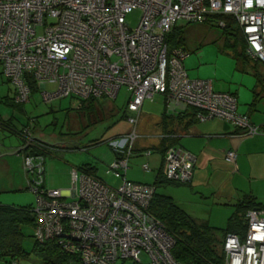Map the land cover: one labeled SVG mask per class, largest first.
<instances>
[{
	"label": "built area",
	"instance_id": "2783aa9c",
	"mask_svg": "<svg viewBox=\"0 0 264 264\" xmlns=\"http://www.w3.org/2000/svg\"><path fill=\"white\" fill-rule=\"evenodd\" d=\"M134 12L139 17L133 26L127 17ZM218 16L236 20L246 55L264 65V0H0V68L15 86L16 103L30 101L29 80L45 102L67 97L115 100L122 88L128 94L130 129L110 142L116 157L107 173L120 179L118 187L72 168L68 190L47 189L45 156L23 152L39 144L31 128L25 129L17 154L37 200L35 242H54L75 258L70 264H181L172 256L174 238L149 211L155 186L126 175L141 137L137 126L142 107L156 96L173 112L193 107L198 121L218 118L242 136L264 135V128L238 112L234 95L215 91L210 80L190 79L184 64L187 50L166 43L180 21H210L224 29L226 23ZM144 153L150 156L152 151ZM236 157L228 151L225 158L234 162ZM193 162L189 153L169 148L166 179L190 183ZM142 169L150 172L149 164ZM244 219V236L228 232L224 238V264H264V211L250 209Z\"/></svg>",
	"mask_w": 264,
	"mask_h": 264
},
{
	"label": "rangeland",
	"instance_id": "374dc122",
	"mask_svg": "<svg viewBox=\"0 0 264 264\" xmlns=\"http://www.w3.org/2000/svg\"><path fill=\"white\" fill-rule=\"evenodd\" d=\"M138 17L139 14L134 12L127 17V21L134 26ZM183 24L185 23L180 21L178 26ZM183 29L188 52L184 64L189 78L211 80L215 86L223 87L225 90L242 92V99L251 101L252 89L257 84V79L260 78L262 82L264 80V65L258 63V69L255 68L259 73L257 75L251 62L249 63L241 55V50L228 45L224 29L214 23H192ZM14 95L15 86L0 74V116L4 120L13 118V124L17 130L24 124L29 128H35L34 133L39 140L59 147L45 156L47 189H61L70 181L71 169L81 168L84 165L95 167L97 176L107 184L113 187L120 185V179L115 178L112 173L108 174L107 171L115 159L110 142L118 134L129 130L126 117H123L126 115L124 112L128 100L125 88L120 90L115 100H100L102 113H99L97 122L94 121L93 116L75 109L79 101L73 97L45 102L41 91H38L31 95L29 102L15 107L7 104L14 101ZM2 97H6L5 100H2ZM157 98L163 97L156 96L155 99ZM258 106L263 107L264 100ZM240 107L238 106V112L242 114ZM157 108L158 106L151 100L145 101L138 126V133L143 138L136 142L135 147L154 142L152 136L156 132L149 119L155 115L153 111ZM34 133L32 132V135ZM21 144V140L15 134L4 129L0 130V145H3L0 153L5 154L0 155V203L6 206L21 207L37 204L36 196L28 190L23 158L20 154H16ZM145 162H148L145 157L131 158L127 178L139 183H154L159 168H153L150 162L151 171L145 172L141 167ZM10 179H16V181L23 179L24 189H8ZM179 189L182 190L180 187L172 188L169 185L158 188L159 192L165 194L174 193ZM232 212V208L215 210L212 218L207 214L203 218L200 217L199 221L222 230L226 227ZM23 233L26 237L23 248L28 255L14 259L6 257L0 260V264H12V262L43 264L32 253L33 228L24 227Z\"/></svg>",
	"mask_w": 264,
	"mask_h": 264
},
{
	"label": "crops",
	"instance_id": "0c3cea01",
	"mask_svg": "<svg viewBox=\"0 0 264 264\" xmlns=\"http://www.w3.org/2000/svg\"><path fill=\"white\" fill-rule=\"evenodd\" d=\"M186 25L188 24L177 25L183 32L184 40L185 32L183 28ZM186 47L185 42L184 48L187 49ZM251 65L256 74L259 75L258 70L255 69H258V66L253 62ZM256 83L252 89V100L244 101L241 97L242 92L238 91L235 93L231 90H225L223 87L215 86L212 82L215 91L234 95L238 106H241L239 108L241 113L246 115L255 125L264 128V106H258L264 100V80L262 82L259 78ZM154 99L152 103H155L158 108L153 111L155 115L149 119L156 132L152 136L154 142L135 147L131 158H147L148 162L145 163H148L149 167L151 162L153 168H159L156 177L159 173L165 176V154L171 147L182 149L189 153L194 160L191 182L182 185H169L172 188L180 187L182 190L180 191L179 189L166 195L171 196L184 211L198 221L200 217L203 218L207 214L212 218L215 210L232 208L234 211L233 205L246 197L254 199L257 203L264 204V135L242 136L239 129L218 118L202 122L193 121L191 117L185 116L187 110L173 112L166 106L163 98ZM100 105L102 106L101 103ZM143 107L138 126L144 110ZM164 118H167L166 121H164ZM7 120L11 122L9 124L16 128L13 124V118H5V121ZM127 126L130 129L129 125ZM128 131L122 133L124 134ZM35 137L37 136L35 135ZM166 137H169L167 142L170 146L165 153H161L159 147L163 138ZM142 138L140 137L139 140ZM2 148L3 145H0V150ZM146 150H151L152 154L146 156L144 153ZM228 151L237 153L234 162L226 160L225 157ZM69 182L63 185L61 190H68L70 188L68 186ZM23 184V179L22 181L10 179L8 189L21 190L24 189ZM166 190L169 191L168 189Z\"/></svg>",
	"mask_w": 264,
	"mask_h": 264
},
{
	"label": "trees",
	"instance_id": "16d2710c",
	"mask_svg": "<svg viewBox=\"0 0 264 264\" xmlns=\"http://www.w3.org/2000/svg\"><path fill=\"white\" fill-rule=\"evenodd\" d=\"M217 18L226 23L224 31L225 35H227L226 41H228V45L235 49L239 48L243 58L248 60L249 63H252L253 61L246 55V41L236 20L227 16H218ZM208 23L212 24L210 21ZM166 43L170 48L184 47L185 40L181 28L175 26L167 36ZM253 63L258 65L259 62ZM0 74L2 75L1 68ZM29 84L32 95L37 93L38 87L36 83L33 80H29ZM5 98L6 97H2V100H5ZM77 100L79 101V105L75 109L80 112H86L89 116H93L94 121L97 122L98 117H100L102 113L100 100L94 98ZM7 104L15 107L20 106V104L15 101L11 103L7 102ZM196 114L197 110L190 107L187 109L185 116L191 117L193 121H197ZM123 117H126V115ZM164 119V121H166L167 118ZM9 123L11 122L8 120L5 121L0 116V130L4 129L15 134L21 140V146L24 145V131L26 128H29V126L24 125L21 129L17 130ZM32 132L33 129L31 128V133ZM35 138L39 144L27 146L23 151L25 154H41L46 156L59 148L58 145L53 146L40 141L37 137ZM168 138L169 137L163 138L160 144L159 150L161 153H165L170 146L167 142L169 140ZM21 152L22 150L20 153ZM78 169L99 178L93 166L84 165ZM153 185L156 190L149 211L155 218L163 223L167 232L174 238L175 245L172 249V256L181 264H224L225 255L223 252V243L226 234L228 232H233L244 236L247 228L244 219L246 212L254 208L264 211V204L257 203L254 199L246 197L233 205L234 211L228 218L226 227L220 230L219 228L212 227L209 224L202 223L193 218L184 211L171 196L161 193L158 190V188L163 186L182 184L169 181L162 173H159ZM33 208L34 205L13 207L0 204V260L6 257L14 259L28 255L23 248V242L26 238L23 233V228H34L35 216ZM32 253H34L43 264H70L75 261L74 257L62 252L54 242L40 244L34 241Z\"/></svg>",
	"mask_w": 264,
	"mask_h": 264
},
{
	"label": "water",
	"instance_id": "95a60500",
	"mask_svg": "<svg viewBox=\"0 0 264 264\" xmlns=\"http://www.w3.org/2000/svg\"><path fill=\"white\" fill-rule=\"evenodd\" d=\"M56 144H57V143H56ZM27 145H28V144H27ZM27 145H26V146H27ZM53 145H55V144H53ZM26 146H25V147H26ZM25 147H24V148H25ZM21 149H23V148H21ZM19 150H20V149H19ZM17 151H18V150H17ZM17 151H16V152H17ZM14 153H15V152H14ZM14 153H13V154H14ZM6 154H8V153H6ZM3 155H5V154H3ZM3 155H1V156H3ZM1 156H0V157H1Z\"/></svg>",
	"mask_w": 264,
	"mask_h": 264
},
{
	"label": "bare ground",
	"instance_id": "6f19581e",
	"mask_svg": "<svg viewBox=\"0 0 264 264\" xmlns=\"http://www.w3.org/2000/svg\"><path fill=\"white\" fill-rule=\"evenodd\" d=\"M159 145V144H158Z\"/></svg>",
	"mask_w": 264,
	"mask_h": 264
}]
</instances>
